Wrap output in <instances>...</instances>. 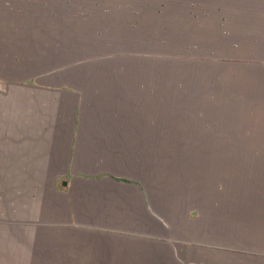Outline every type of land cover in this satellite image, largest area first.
<instances>
[{"label":"rangeland","instance_id":"rangeland-1","mask_svg":"<svg viewBox=\"0 0 264 264\" xmlns=\"http://www.w3.org/2000/svg\"><path fill=\"white\" fill-rule=\"evenodd\" d=\"M262 16L261 0H0V264H130L116 258L117 249L98 254L89 241L82 247L74 242L98 233L121 242L118 252L134 245L131 234H140L70 226L60 207L71 174L36 178L11 154L3 127L48 123L56 112L54 93L37 91V85L71 88L76 133L85 121L104 123L108 134L114 127L107 124L117 123L118 138L129 139L131 126L138 124L154 145L130 148L142 149L138 156H143L134 160H120L125 155L115 148L94 168L115 176L123 162L128 164L136 178L116 176L145 182L166 249L185 244L190 252V178L195 150L201 149L194 145L226 138L227 123L237 121L234 113L242 108L250 64L264 58ZM94 106L102 112L108 107L107 114L95 115ZM86 129L85 134L93 133ZM162 175L164 181L170 178L165 188ZM53 182L60 203L52 200Z\"/></svg>","mask_w":264,"mask_h":264},{"label":"crops","instance_id":"crops-1","mask_svg":"<svg viewBox=\"0 0 264 264\" xmlns=\"http://www.w3.org/2000/svg\"><path fill=\"white\" fill-rule=\"evenodd\" d=\"M259 47L264 50L261 44ZM248 70L244 83L249 85L242 94V108L234 113L237 121L234 123L231 119L227 123V137L194 145L201 149L195 150L194 175L190 178L194 186V241L190 252L185 244L184 249L181 244L173 251L166 249V241L161 238L163 226L155 224L150 211L155 199L145 182L124 181L116 176L130 173L131 178H136L128 164L123 162L114 172L115 176L94 168L101 155L113 153L115 148L114 152L125 155L120 160H134L143 156H138L142 149L130 148L154 145L152 140L143 137L144 132L137 123H132L133 138L129 139L118 138L117 123L107 124L114 127L113 133L108 134L104 123L92 125L84 118L76 133L75 123L71 122L76 113L69 109L74 107L71 88L37 85V91L46 89L56 97L52 121L15 122L3 127L1 136L4 140L8 137L11 154L18 156L19 163H26L29 171L35 173L34 177L56 180L65 173L71 174V183L60 207L71 221L70 226H110L140 232L131 234L134 245L130 249L124 246L121 250V242L116 244L115 239L102 234L96 236L98 233L77 244L74 242L76 246H85L89 241L98 254L105 250L111 253L121 246L120 251L116 250V258L121 257L130 264H264V58L250 64ZM108 87L101 89L107 91ZM93 108L97 109L95 115L108 111V107H103L104 112L100 107ZM111 108L110 111L114 110ZM86 128L93 133L85 134ZM161 179L164 188L167 187L169 176L165 181L164 176ZM51 192L52 200L60 203L61 193L54 182ZM166 200L162 196L163 208L167 207ZM55 203L52 201L53 206Z\"/></svg>","mask_w":264,"mask_h":264}]
</instances>
